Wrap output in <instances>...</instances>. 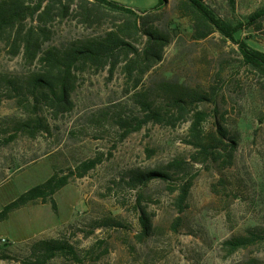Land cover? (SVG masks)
<instances>
[{
  "label": "rangeland",
  "instance_id": "obj_1",
  "mask_svg": "<svg viewBox=\"0 0 264 264\" xmlns=\"http://www.w3.org/2000/svg\"><path fill=\"white\" fill-rule=\"evenodd\" d=\"M116 1L142 16L159 2ZM178 1L167 0L163 9L151 10L159 12L153 24L169 28L174 37L164 60L150 70L143 85L133 88L121 69L113 76L108 69L87 70L72 94V110L57 116L44 112L49 130L36 137L19 131L20 120L29 113L0 84V210L55 172H74L54 195L56 210L51 202L38 200L0 222V264H264V241L232 253L225 247L226 240L248 228L264 227L260 80L242 61L238 45L219 32L194 40L188 19L175 12ZM204 1L232 25L264 9V0ZM50 25L54 34L48 44L52 45H67L91 33L76 20L57 18ZM235 36L264 51V18ZM10 51L0 42V81L23 82L38 71L39 63L28 64L23 53ZM164 78L189 87L215 86L220 92V118L241 138L230 169L222 172L217 164L188 168L196 176L183 211L174 188L179 177L170 183L154 180L136 186L133 177L139 171L165 167L176 158L190 160L193 149L185 139L191 121L176 127L148 122L131 133L120 122L144 116L134 93L163 98L159 85ZM214 106L204 107L212 113ZM91 160L96 165L79 175L83 169L78 168ZM222 177L227 179L223 186L218 185ZM143 209L152 223L148 235L140 221ZM50 238L62 239L70 247L43 262L31 253V247Z\"/></svg>",
  "mask_w": 264,
  "mask_h": 264
},
{
  "label": "trees",
  "instance_id": "obj_2",
  "mask_svg": "<svg viewBox=\"0 0 264 264\" xmlns=\"http://www.w3.org/2000/svg\"><path fill=\"white\" fill-rule=\"evenodd\" d=\"M166 1L159 0L151 10L163 9ZM151 10H144L146 15L142 16L116 0H0V42L10 46L13 55L23 53L28 64H40L38 71L23 82L13 78H2L0 81L14 93L11 97L18 98V105L29 113L27 118L20 120L19 131L36 137L49 130L44 112L57 116L71 111L72 94L78 87L80 76L87 70L100 72L108 69L113 76L117 69H121L127 81L133 82V88L143 85L150 70L164 60L166 48L174 37L169 28L153 24L159 19V12ZM175 12L179 18L188 19L194 40L201 41L219 32L226 40L236 43L244 64L253 68L259 77L264 95V51L252 48L245 40H238L235 36L238 31L264 18V9L252 14L248 21L236 25L219 17L204 0H179ZM57 18L76 20L91 33L67 45L48 44L54 34L50 24ZM159 87L163 98H155L142 91L134 93L133 97L144 116L120 122L126 132L131 133L148 122L176 127L180 122L191 121L185 139L193 149L190 160L176 158L165 167L139 171L133 177L135 186L154 180L170 183L179 177L180 183L174 188L178 190L176 203L183 211L196 176L190 175L188 168L196 164H217L222 172L230 169L235 163L241 138L236 129L230 128L220 118V92L215 86L199 84L189 87L185 82L164 78ZM208 104L215 105L212 113L204 107ZM96 163L91 160L82 164L78 168L83 169L79 175ZM72 175L73 171L68 174L55 172L29 188L0 210V222L8 219L11 212L38 200L51 202L56 210L54 195L68 184ZM226 182L227 179L222 177L218 185L223 186ZM216 186L213 185L214 189ZM140 221L144 234L148 235L152 223L145 209ZM263 241L264 227L258 225L226 240L225 247L232 253ZM69 247L59 238L42 239L32 245L31 253L43 258L44 262Z\"/></svg>",
  "mask_w": 264,
  "mask_h": 264
}]
</instances>
